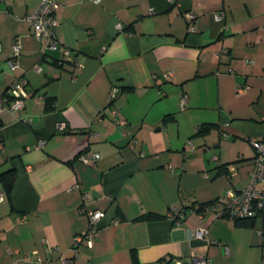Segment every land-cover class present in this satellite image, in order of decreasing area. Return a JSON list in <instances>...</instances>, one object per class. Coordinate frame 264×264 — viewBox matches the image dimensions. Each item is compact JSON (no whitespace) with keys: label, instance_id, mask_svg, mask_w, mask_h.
I'll use <instances>...</instances> for the list:
<instances>
[{"label":"crops","instance_id":"obj_1","mask_svg":"<svg viewBox=\"0 0 264 264\" xmlns=\"http://www.w3.org/2000/svg\"><path fill=\"white\" fill-rule=\"evenodd\" d=\"M42 1L0 0V98L18 76L29 92L18 116L0 112V177L15 173L0 181V264H264V210L240 224L197 210L249 183L264 138V0H57L79 70L32 34ZM97 209L93 245L73 251Z\"/></svg>","mask_w":264,"mask_h":264},{"label":"built area","instance_id":"obj_2","mask_svg":"<svg viewBox=\"0 0 264 264\" xmlns=\"http://www.w3.org/2000/svg\"><path fill=\"white\" fill-rule=\"evenodd\" d=\"M98 1V0H94ZM58 5L57 0H43L38 8L27 16L31 25L32 34L43 41V51H57L63 55L66 60H71L74 68L79 70L82 67L81 62L71 52V49L62 45L56 36V27L58 21L54 15V11ZM186 18L188 21V28L194 29V14L187 12ZM215 18L220 20L222 14H216ZM121 28V25L118 24ZM21 53V43L19 38H15L12 44V55L7 59V65L11 71H15L18 67L17 58ZM63 60H59L61 63ZM38 68V66H36ZM170 75V73H168ZM246 86L237 88L238 92H243ZM118 94V89L114 88L110 94V99L113 100ZM10 101L5 105V99L0 98V112L4 108H8L15 115H19L25 106V100L29 96L27 89V80L25 77L18 76L9 85ZM184 100V98H182ZM117 113L116 109H113ZM250 142L254 147L256 154L254 157V167L250 174V181L247 185L238 188L237 190L227 191L223 196L213 200L211 203L203 207L204 212H210L215 217H229L232 219H255L264 210V138H250ZM44 144V140L40 139L34 145V148H40ZM99 158L97 152L91 150H82L78 154V159L84 163L96 161ZM4 197L2 189H0V198ZM88 197V194H85ZM180 213L172 212V215H179ZM88 227L77 233L71 246L73 251H76L79 244L83 243L88 246L93 245L94 235L99 227L100 220L104 217V212L101 210H92L87 212ZM171 216V214H170ZM194 235L196 238L203 239L207 243H216V240L207 237V229L204 226L198 227ZM227 250V249H226ZM199 264H206L208 259L200 257ZM61 264H74L72 257H61ZM177 264H182L180 260Z\"/></svg>","mask_w":264,"mask_h":264},{"label":"trees","instance_id":"obj_3","mask_svg":"<svg viewBox=\"0 0 264 264\" xmlns=\"http://www.w3.org/2000/svg\"><path fill=\"white\" fill-rule=\"evenodd\" d=\"M209 128V125H202L199 130L200 132H204L205 130H207ZM14 177H15V173L14 171L10 170L9 172H7L6 174H3L1 177H0V181L3 182V184L5 185L6 188H10L12 183H13V180H14ZM213 201V200H212ZM212 201L210 202H204V203H201L199 204V206L197 207V210H201L203 209V207L209 203H211ZM191 208H195L192 206H189ZM254 219H234V221L238 224L240 223H251Z\"/></svg>","mask_w":264,"mask_h":264}]
</instances>
